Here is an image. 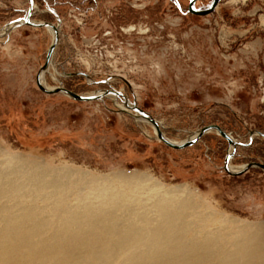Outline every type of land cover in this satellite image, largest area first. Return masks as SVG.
Segmentation results:
<instances>
[{
  "label": "rangeland",
  "instance_id": "1",
  "mask_svg": "<svg viewBox=\"0 0 264 264\" xmlns=\"http://www.w3.org/2000/svg\"><path fill=\"white\" fill-rule=\"evenodd\" d=\"M188 1L34 0L31 20L56 24L48 8L60 19L44 84L78 95H134L177 143L217 125L241 144L233 170L264 165V139L256 135L264 134V0H221L208 16L186 13ZM210 2L197 0L195 8ZM27 8V0H0V31ZM51 39L48 30L29 27L0 38V193L12 196L0 199V209H34L42 224L58 225L53 209L89 205L114 213L117 225L140 226L142 219L156 223L160 194L178 188L171 196L190 202L194 229L207 218L206 233L232 238L248 227L264 237L263 170L226 174L227 143L215 132L170 149L151 125L125 113L119 98L80 103L43 94L35 76ZM31 170L44 180L34 173L26 181Z\"/></svg>",
  "mask_w": 264,
  "mask_h": 264
},
{
  "label": "bare ground",
  "instance_id": "2",
  "mask_svg": "<svg viewBox=\"0 0 264 264\" xmlns=\"http://www.w3.org/2000/svg\"><path fill=\"white\" fill-rule=\"evenodd\" d=\"M41 81L44 84V76ZM31 171L26 181L34 173L44 180L38 171ZM110 180L93 179L91 184ZM178 191L166 190V197L160 194L158 220L142 219L140 226L117 225L114 213L93 211L89 205L76 211L53 209L58 225L42 224L34 209H0V264H264V237H256L248 227L232 238L206 233L203 230L211 223L207 218H200L194 229L187 221L192 216L190 202L178 203L171 196ZM11 197L8 191L0 193V199ZM110 203L120 206L113 200ZM45 229L54 232L44 235Z\"/></svg>",
  "mask_w": 264,
  "mask_h": 264
},
{
  "label": "water",
  "instance_id": "3",
  "mask_svg": "<svg viewBox=\"0 0 264 264\" xmlns=\"http://www.w3.org/2000/svg\"><path fill=\"white\" fill-rule=\"evenodd\" d=\"M220 1L221 0H211V2L205 7L195 8V3L197 2V0H189L186 13L197 15V16H208L214 12V10L216 9ZM27 2H28V8L25 11L24 16L18 20L8 23L7 26L3 29L4 32L0 34V38L8 37L9 34L13 30L20 28V27H29L33 29L43 28V29L51 31L52 39H51V43L45 54V61L43 65L40 66L35 76V84L40 92L46 95H56V94L64 95L65 97L71 99L72 101L80 102V103L81 102H102L105 98L110 97V96L114 98H119L121 99L122 104L126 109L124 110V112L131 115L135 119H138L140 121L146 122L149 125H151L156 134V139L160 141L161 143H163L166 147L173 149V150H182L184 148H188L196 144L205 134L209 132H215L218 136L224 139L227 143V152L224 157L223 167H222L223 171L226 174L233 176V177H237V176L244 174L249 169L254 168V167L259 168L264 171V165L258 164V163L246 164L242 166L239 170H233L230 167L229 163L235 154L237 146L241 144L237 142L234 138H232L230 134L223 131L217 125H208V126L202 127L196 132L192 133V135H190L186 140L180 143H177V142L171 141L168 138H166L161 130L159 123L149 113L145 112L144 110L138 107L136 100L134 98V95H132V99L130 101L122 93L112 90V89L100 90L90 95H78L63 87L47 88L46 86H44V84H42L43 82L41 81V79L47 73L50 63H52L53 53H54V50L59 40L60 19L58 18V16L53 10L48 8V11L53 16H55L56 24H52L48 22H36V21L31 20V16H32L33 9H34V0H27ZM80 75L86 79L88 78V76L85 74H80ZM107 82L108 80L101 81L100 84L104 85V84H107ZM252 134H254V132L251 131L249 139H248V144H251L252 142ZM256 135L264 139V134L256 133Z\"/></svg>",
  "mask_w": 264,
  "mask_h": 264
},
{
  "label": "flooded vegetation",
  "instance_id": "4",
  "mask_svg": "<svg viewBox=\"0 0 264 264\" xmlns=\"http://www.w3.org/2000/svg\"><path fill=\"white\" fill-rule=\"evenodd\" d=\"M85 1H89V2H94V3H96L97 2V0H85ZM50 13V12H49Z\"/></svg>",
  "mask_w": 264,
  "mask_h": 264
},
{
  "label": "built area",
  "instance_id": "5",
  "mask_svg": "<svg viewBox=\"0 0 264 264\" xmlns=\"http://www.w3.org/2000/svg\"><path fill=\"white\" fill-rule=\"evenodd\" d=\"M34 8H35V6H34Z\"/></svg>",
  "mask_w": 264,
  "mask_h": 264
}]
</instances>
